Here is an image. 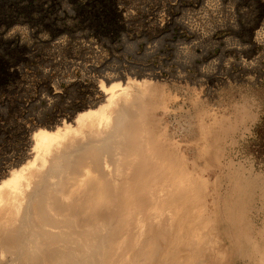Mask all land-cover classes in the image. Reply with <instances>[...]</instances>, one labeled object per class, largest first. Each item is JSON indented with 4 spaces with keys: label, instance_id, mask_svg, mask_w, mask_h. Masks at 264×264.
<instances>
[{
    "label": "bare ground",
    "instance_id": "6f19581e",
    "mask_svg": "<svg viewBox=\"0 0 264 264\" xmlns=\"http://www.w3.org/2000/svg\"><path fill=\"white\" fill-rule=\"evenodd\" d=\"M66 71L53 78L41 69L48 81L22 104L21 141L0 155V260L215 263L210 217L199 209L211 181L195 173L201 166L196 145L188 161L182 131L174 133L166 123L168 102L177 96L163 85L180 82L182 71ZM199 111L196 104L195 118Z\"/></svg>",
    "mask_w": 264,
    "mask_h": 264
},
{
    "label": "rangeland",
    "instance_id": "374dc122",
    "mask_svg": "<svg viewBox=\"0 0 264 264\" xmlns=\"http://www.w3.org/2000/svg\"><path fill=\"white\" fill-rule=\"evenodd\" d=\"M79 67L182 71L163 85L177 96L166 123L211 181L212 264H264V0H0V155L21 141L41 69Z\"/></svg>",
    "mask_w": 264,
    "mask_h": 264
}]
</instances>
